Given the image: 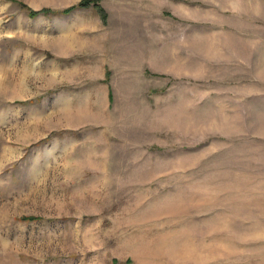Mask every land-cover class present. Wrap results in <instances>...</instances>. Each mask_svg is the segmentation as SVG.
<instances>
[{"label": "rangeland", "instance_id": "1", "mask_svg": "<svg viewBox=\"0 0 264 264\" xmlns=\"http://www.w3.org/2000/svg\"><path fill=\"white\" fill-rule=\"evenodd\" d=\"M80 1L0 0V264H264V0Z\"/></svg>", "mask_w": 264, "mask_h": 264}, {"label": "trees", "instance_id": "2", "mask_svg": "<svg viewBox=\"0 0 264 264\" xmlns=\"http://www.w3.org/2000/svg\"><path fill=\"white\" fill-rule=\"evenodd\" d=\"M98 1L96 0H82L80 1L76 6H73L69 9H66V10H62L61 11V14L62 15H66L67 13L71 12L72 10L74 9H85V8H89V7H93L94 9H97L100 13H102V16L104 14V11L98 6ZM50 11L48 10H43L41 12H34V11H29V17L31 18H34L35 16L37 15H40V14H48Z\"/></svg>", "mask_w": 264, "mask_h": 264}]
</instances>
